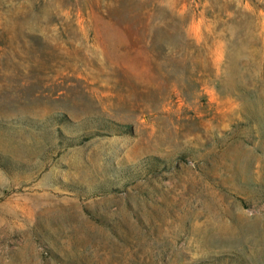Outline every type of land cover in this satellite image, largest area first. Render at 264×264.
<instances>
[{
	"label": "rangeland",
	"instance_id": "rangeland-1",
	"mask_svg": "<svg viewBox=\"0 0 264 264\" xmlns=\"http://www.w3.org/2000/svg\"><path fill=\"white\" fill-rule=\"evenodd\" d=\"M0 264H264V0H0Z\"/></svg>",
	"mask_w": 264,
	"mask_h": 264
}]
</instances>
